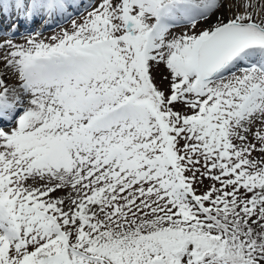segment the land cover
Instances as JSON below:
<instances>
[{
    "label": "snow or ice",
    "instance_id": "snow-or-ice-1",
    "mask_svg": "<svg viewBox=\"0 0 264 264\" xmlns=\"http://www.w3.org/2000/svg\"><path fill=\"white\" fill-rule=\"evenodd\" d=\"M234 7L0 0L5 35L69 21L0 41V264H264V14Z\"/></svg>",
    "mask_w": 264,
    "mask_h": 264
},
{
    "label": "rangeland",
    "instance_id": "rangeland-1",
    "mask_svg": "<svg viewBox=\"0 0 264 264\" xmlns=\"http://www.w3.org/2000/svg\"><path fill=\"white\" fill-rule=\"evenodd\" d=\"M259 10V8H258ZM80 13H76L74 14L73 18H76L79 16ZM68 24H69V21H66V22H63L62 24L60 25H54V26H51V27H48V28H44V30L41 32L42 33V36L40 38H43L47 41V38L52 35L54 32L58 31L60 27H68ZM202 28H205V26H201L200 28L199 27H196V31H199L200 29ZM184 29L182 27L180 28H176L174 29V33L175 34H180ZM29 33H34V32H31L30 31H26V32H23V33H19V34H15V35H12V36H7V35H4V34H1L0 35V41H3V40H6V39H13L14 42H17V43H24V40L25 38L29 35ZM1 71H2V68H0V75H1ZM161 73L164 72V69L161 67L160 69ZM206 184L208 183L207 181L205 182ZM55 195L57 196H66L68 195V192L67 191H58L57 193H55Z\"/></svg>",
    "mask_w": 264,
    "mask_h": 264
},
{
    "label": "bare ground",
    "instance_id": "bare-ground-1",
    "mask_svg": "<svg viewBox=\"0 0 264 264\" xmlns=\"http://www.w3.org/2000/svg\"><path fill=\"white\" fill-rule=\"evenodd\" d=\"M233 3L235 4V5H237V7H234L233 8V11H237V10H239V11H244L245 9L243 8V4L245 3V0H233ZM247 3L249 4V5H251V7H249L247 10L248 11H251V12H253L254 13V15L255 14H257V13H260V14H264V0H247ZM258 8H259V10H258ZM221 14H224L225 15V18H227V13L225 12V10L222 8L219 12H214L213 14H212V16H211V19H209L208 21H206V22H202V23H199L198 25H197V27H201V26H205V27H207L209 24H211V23H213L214 21H215V19H216V16L217 15H221ZM257 18H259L258 16H257ZM45 27V26H44ZM44 29V28H43ZM42 31V30H41ZM40 31V32H41ZM1 75H3V69H2V71H1ZM5 79L7 80V82L8 83H10V84H12V83H14L15 82V77H11V78H9V77H5Z\"/></svg>",
    "mask_w": 264,
    "mask_h": 264
}]
</instances>
